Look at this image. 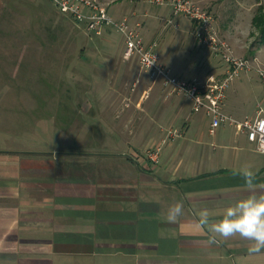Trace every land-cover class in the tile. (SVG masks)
Listing matches in <instances>:
<instances>
[{
    "label": "crops",
    "instance_id": "0c3cea01",
    "mask_svg": "<svg viewBox=\"0 0 264 264\" xmlns=\"http://www.w3.org/2000/svg\"><path fill=\"white\" fill-rule=\"evenodd\" d=\"M123 60L124 75L139 84L129 95L113 90L124 105L118 112L135 104L122 131L113 124L110 131L103 123L89 127L70 115L57 122L53 113L60 110L49 107L30 105L31 119L7 109L13 116L0 124V264H264V250L251 253L249 241L237 236L209 244L207 228L197 227L200 210L218 221L246 194L237 173L250 170L264 184V154L231 126L235 139L209 141L204 113L170 95L138 61ZM197 64H189L191 75L204 78ZM238 89L229 93L226 112L253 117ZM171 126L182 134L163 144ZM157 147L153 162L146 152ZM177 202L184 214L170 223L167 211Z\"/></svg>",
    "mask_w": 264,
    "mask_h": 264
},
{
    "label": "rangeland",
    "instance_id": "374dc122",
    "mask_svg": "<svg viewBox=\"0 0 264 264\" xmlns=\"http://www.w3.org/2000/svg\"><path fill=\"white\" fill-rule=\"evenodd\" d=\"M90 1L106 7L115 18H129L147 42L157 40L162 59L171 58L174 73L193 74L189 69L192 62L202 65L203 75L224 72L221 58L197 44L192 22L173 16L168 6H153L146 0ZM195 1L213 13L220 38L233 55L250 62L249 71L230 81L227 95L239 88V103L245 105L248 116H256L258 110L264 111V81L260 76V71L264 72V0ZM123 52V38L115 30H106L103 36L91 34L85 24L62 14L51 0H0V124L13 116H8L7 109L21 110V115L30 118L26 110L37 105L60 110L53 113L57 122L70 115L71 120H82L89 127L103 123L110 131L108 126L113 124L122 131L135 104L118 112L124 105L113 90L129 95L139 84L135 81L132 85L133 80L124 75L128 62L123 60ZM135 67V73L139 72L140 66ZM142 75L147 81L149 76ZM64 105H71L72 111L63 113ZM85 106L90 110L85 112ZM148 119L144 116L143 120ZM220 136L232 141L236 132L227 126L214 136L207 133L211 142ZM216 149L217 153L221 150L219 146Z\"/></svg>",
    "mask_w": 264,
    "mask_h": 264
},
{
    "label": "built area",
    "instance_id": "2783aa9c",
    "mask_svg": "<svg viewBox=\"0 0 264 264\" xmlns=\"http://www.w3.org/2000/svg\"><path fill=\"white\" fill-rule=\"evenodd\" d=\"M58 10L77 23L86 25L87 30L96 36L105 35L106 30H115L121 35L124 43L123 57L130 60L138 59L141 68L147 71L154 82H160L170 95L188 98L193 112L204 113L209 119V134L214 136L226 126L234 127L244 133L248 140L255 144L257 151L264 154V111L258 110L253 117L239 120L226 112L228 100L227 89L234 77L251 69L250 62L233 55L230 46L220 38L215 25L213 13L195 0H146L153 6H168L173 16L189 19L197 44L207 52L221 58L224 65L223 73H208L205 77L175 75L172 67L162 59L161 49L157 40L147 42L137 25L130 19L113 17L106 7L97 5L90 0H51ZM172 23V20L169 21ZM264 81V72L260 71ZM137 84L134 85L136 88ZM133 88V90H134ZM177 129H167L163 144L180 137ZM162 144V145H163ZM161 147L150 149L146 156L153 162L159 159Z\"/></svg>",
    "mask_w": 264,
    "mask_h": 264
},
{
    "label": "clouds",
    "instance_id": "9594fccd",
    "mask_svg": "<svg viewBox=\"0 0 264 264\" xmlns=\"http://www.w3.org/2000/svg\"><path fill=\"white\" fill-rule=\"evenodd\" d=\"M237 174L243 176L246 194L230 203L218 221L210 222L209 210H200L197 227L207 228L209 244L238 236L251 243V253H259L264 250V184L255 183V175L250 170ZM183 214V204L177 202L168 208L167 220L175 223Z\"/></svg>",
    "mask_w": 264,
    "mask_h": 264
}]
</instances>
